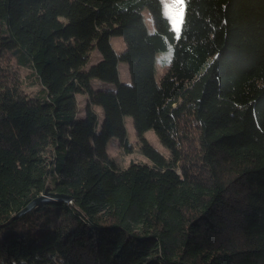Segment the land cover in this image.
<instances>
[{"label": "trees", "instance_id": "1", "mask_svg": "<svg viewBox=\"0 0 264 264\" xmlns=\"http://www.w3.org/2000/svg\"><path fill=\"white\" fill-rule=\"evenodd\" d=\"M0 264H264V0H0Z\"/></svg>", "mask_w": 264, "mask_h": 264}, {"label": "rangeland", "instance_id": "2", "mask_svg": "<svg viewBox=\"0 0 264 264\" xmlns=\"http://www.w3.org/2000/svg\"><path fill=\"white\" fill-rule=\"evenodd\" d=\"M162 3V10L164 15L169 19V22L171 24V27L176 35L180 32L183 12H184V0L182 2H178V0H160ZM144 20L146 23V26L148 30L153 29V22L152 17L148 10H144ZM110 43L113 45L114 49L118 52L122 51L125 44L123 41V38L120 36H111ZM97 52V51H96ZM98 56V57H97ZM169 52L165 53H158L156 55V61H155V68H156V78L159 79L161 73L164 72L166 63L163 62V60L169 59ZM99 59V53L96 54L92 53L89 64H92L96 62ZM88 64V65H89ZM119 69V78H121L123 81L128 80V70L127 65L125 63L118 64ZM21 77L25 80V83L29 81L28 78H25L29 74V72L21 70ZM93 85H96L93 81ZM76 99L78 102V110L80 113L84 109V95L83 94H77ZM126 120V129H127V138L128 141L131 143L130 152H126L124 147L118 142L117 139L113 138L110 139L108 142L106 148L107 152L111 157L114 158V161L119 167L126 166L130 161H138V160H146L145 156L140 153L139 149H137V136L133 128L132 119L130 117H125ZM145 138L160 152L166 153L165 147L160 143V141L155 136L154 132L152 130H147L144 133ZM179 172V170H176V173Z\"/></svg>", "mask_w": 264, "mask_h": 264}, {"label": "water", "instance_id": "3", "mask_svg": "<svg viewBox=\"0 0 264 264\" xmlns=\"http://www.w3.org/2000/svg\"><path fill=\"white\" fill-rule=\"evenodd\" d=\"M57 200V199H62L66 202H70L71 197L68 195H64V194H58V193H54V192H50L48 191L46 188L45 190L42 192V194H40L39 196L33 198L31 201H29L28 204H26L23 208H21L16 214L15 216H13L12 218H15L16 216H18L19 214L24 213L25 211L31 209L32 207H34L36 204H39L40 202L43 201H47V200ZM11 218V219H12Z\"/></svg>", "mask_w": 264, "mask_h": 264}, {"label": "snow or ice", "instance_id": "4", "mask_svg": "<svg viewBox=\"0 0 264 264\" xmlns=\"http://www.w3.org/2000/svg\"><path fill=\"white\" fill-rule=\"evenodd\" d=\"M178 2H182V0H178Z\"/></svg>", "mask_w": 264, "mask_h": 264}]
</instances>
